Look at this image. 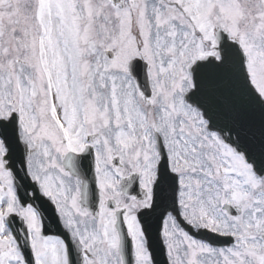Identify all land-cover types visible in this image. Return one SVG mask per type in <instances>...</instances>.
I'll use <instances>...</instances> for the list:
<instances>
[{
  "label": "snow or ice",
  "instance_id": "snow-or-ice-1",
  "mask_svg": "<svg viewBox=\"0 0 264 264\" xmlns=\"http://www.w3.org/2000/svg\"><path fill=\"white\" fill-rule=\"evenodd\" d=\"M0 264H264V0H0Z\"/></svg>",
  "mask_w": 264,
  "mask_h": 264
}]
</instances>
